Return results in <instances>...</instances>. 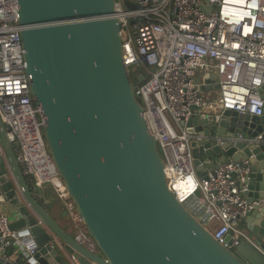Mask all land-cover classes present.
Returning <instances> with one entry per match:
<instances>
[{
  "label": "water",
  "instance_id": "95a60500",
  "mask_svg": "<svg viewBox=\"0 0 264 264\" xmlns=\"http://www.w3.org/2000/svg\"><path fill=\"white\" fill-rule=\"evenodd\" d=\"M18 2L46 146L90 244L61 228L34 196L0 118V205L11 211V229L32 237L36 251L30 259L0 257V264H264V116L228 111L217 126L199 117L183 123L191 134L236 141L191 144L199 179L219 164L248 169L244 197L254 208L238 228L249 240L230 251L205 228L212 216L202 208L193 216L185 207L193 197L181 204L168 188L160 147L124 64L116 0Z\"/></svg>",
  "mask_w": 264,
  "mask_h": 264
},
{
  "label": "built area",
  "instance_id": "2783aa9c",
  "mask_svg": "<svg viewBox=\"0 0 264 264\" xmlns=\"http://www.w3.org/2000/svg\"><path fill=\"white\" fill-rule=\"evenodd\" d=\"M115 16L126 68L148 74L142 81L137 77L140 84L134 89L160 147L169 190L181 204L193 197L185 206L188 212L194 216L205 209L212 216L205 228L234 251L249 240L238 228L254 208L244 197L248 169L233 162L219 164L199 179L191 144L236 141L191 134L183 123L199 117L217 126L228 111L264 116V0H116ZM21 30L18 0H0V118L34 196L39 199L42 187L51 185L70 215L82 222L46 146L45 119L30 92ZM209 86L208 91L218 90L213 100L202 94ZM192 178L194 189L184 196L177 186ZM11 223L0 208V257L10 262L6 253L13 249L18 257L30 259L36 253L33 238L13 231ZM77 237L90 244L85 228Z\"/></svg>",
  "mask_w": 264,
  "mask_h": 264
},
{
  "label": "crops",
  "instance_id": "0c3cea01",
  "mask_svg": "<svg viewBox=\"0 0 264 264\" xmlns=\"http://www.w3.org/2000/svg\"><path fill=\"white\" fill-rule=\"evenodd\" d=\"M39 200L42 201V205L46 208L51 218L65 231L71 235H77L79 231L84 230L83 223L77 221L70 215L67 204L57 198L51 185L42 187ZM0 208L9 216L11 221L14 220L8 207L0 205ZM6 255L11 261H16L18 259L13 249L7 250ZM0 256H2L1 253Z\"/></svg>",
  "mask_w": 264,
  "mask_h": 264
},
{
  "label": "rangeland",
  "instance_id": "374dc122",
  "mask_svg": "<svg viewBox=\"0 0 264 264\" xmlns=\"http://www.w3.org/2000/svg\"><path fill=\"white\" fill-rule=\"evenodd\" d=\"M145 73V75H144ZM130 76H131V79L133 81V84L134 86H139V81H138V76H139V79L140 80H143L144 78L148 77V74L146 72H144L143 70H137V71H132L130 73ZM198 79L200 80V77L198 76ZM202 94L204 95L205 99L208 100V98L210 97L211 95V98L210 100H213L214 98H217V95H218V90L217 88L213 89L212 91H208V90H202ZM213 227L217 225L216 222H213Z\"/></svg>",
  "mask_w": 264,
  "mask_h": 264
},
{
  "label": "bare ground",
  "instance_id": "6f19581e",
  "mask_svg": "<svg viewBox=\"0 0 264 264\" xmlns=\"http://www.w3.org/2000/svg\"><path fill=\"white\" fill-rule=\"evenodd\" d=\"M180 193H182L184 196L188 193H191L194 189V180L193 178L188 180L187 182H183L177 186Z\"/></svg>",
  "mask_w": 264,
  "mask_h": 264
},
{
  "label": "trees",
  "instance_id": "16d2710c",
  "mask_svg": "<svg viewBox=\"0 0 264 264\" xmlns=\"http://www.w3.org/2000/svg\"><path fill=\"white\" fill-rule=\"evenodd\" d=\"M29 186H30V188L32 187V185L30 183H29ZM40 192H41V190H40ZM37 200H39V199H37ZM39 202L42 204V201L41 200H39Z\"/></svg>",
  "mask_w": 264,
  "mask_h": 264
}]
</instances>
